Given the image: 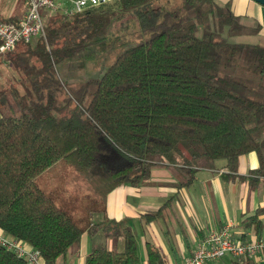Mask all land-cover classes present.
I'll return each instance as SVG.
<instances>
[{
	"label": "trees",
	"instance_id": "16d2710c",
	"mask_svg": "<svg viewBox=\"0 0 264 264\" xmlns=\"http://www.w3.org/2000/svg\"><path fill=\"white\" fill-rule=\"evenodd\" d=\"M244 19L217 0H115L47 15L45 36L0 60L15 74L0 82V230L57 264L103 229L125 249L93 242L86 264H138L129 226L93 223L112 190L171 165L189 185L196 169L224 158L237 171L250 152L259 158L250 173L264 178V42L246 39L261 29ZM62 159L84 184L70 195L50 184ZM261 212L247 221L258 234ZM148 256L163 264L150 247ZM0 264L28 262L0 245Z\"/></svg>",
	"mask_w": 264,
	"mask_h": 264
},
{
	"label": "crops",
	"instance_id": "0c3cea01",
	"mask_svg": "<svg viewBox=\"0 0 264 264\" xmlns=\"http://www.w3.org/2000/svg\"><path fill=\"white\" fill-rule=\"evenodd\" d=\"M217 1L230 3L233 11L244 17L247 24L260 27L257 35L246 39L264 42V5L254 0ZM15 8L14 3L6 15L22 17L25 3ZM20 48L21 43L15 50ZM0 56V60L5 59V55ZM3 68L15 76L9 62L1 61L0 82L10 77ZM258 165L256 152L242 156L237 171L229 170L226 160L224 163L216 161L215 167L196 169L195 178L189 185L183 184L186 173L175 166L155 168L146 183L120 185L112 190L107 195L106 212H97L92 218L93 223L114 219L129 226L137 241L138 264H150L149 247L163 259V264H182L211 230L226 226L234 240H254L264 236V178L250 173ZM259 209L262 210L260 234L247 222ZM99 230L93 236L84 233L78 248L70 250L57 264H86L93 242H104L111 250L125 249L123 236H106V240L96 242L94 236ZM231 258L234 257L226 255L208 264H226ZM253 260L256 264H264V255Z\"/></svg>",
	"mask_w": 264,
	"mask_h": 264
},
{
	"label": "built area",
	"instance_id": "2783aa9c",
	"mask_svg": "<svg viewBox=\"0 0 264 264\" xmlns=\"http://www.w3.org/2000/svg\"><path fill=\"white\" fill-rule=\"evenodd\" d=\"M26 11L19 23L0 20V55L14 51L22 42L31 43L45 36L47 15L63 13L75 14L87 9L103 6L115 0H22ZM0 245L13 251L18 257L27 260L28 264H46L41 252L29 247L23 241L7 236L0 230ZM226 255L242 259H257L264 255V236L254 240H234L228 226L211 230L197 246L193 255L182 264H208Z\"/></svg>",
	"mask_w": 264,
	"mask_h": 264
},
{
	"label": "rangeland",
	"instance_id": "374dc122",
	"mask_svg": "<svg viewBox=\"0 0 264 264\" xmlns=\"http://www.w3.org/2000/svg\"><path fill=\"white\" fill-rule=\"evenodd\" d=\"M22 2H23L22 0H0V14H1V16L2 17H8L6 15V13L9 12L10 9L14 7V3H15V7H16L15 9H17L22 4ZM5 69L6 68H3V72L11 77V75H12L11 71L9 72V70H5ZM217 161H218V163H224L225 159L220 158ZM52 172H53L54 178L56 175L58 177L55 180L50 181V184L53 185L52 187H55V186L62 187L64 189H66L68 195L72 194L71 189H75L77 184H80V186L82 185L84 187V184L81 182L80 179H71L70 180L71 173H74V172L76 173V171L74 170V166L72 164H70L69 162H67L65 159L60 160L56 164V166H54V168H52ZM62 184H63V186H62ZM82 193H84L83 190L80 192V194H82ZM79 199H81V198L79 197ZM81 207L82 206L80 205V208ZM94 237H95L96 242L102 241L104 239L106 240V235H105V232L103 229L99 230V232ZM74 248L75 247L73 246L71 250H74ZM60 259H62V258H60Z\"/></svg>",
	"mask_w": 264,
	"mask_h": 264
},
{
	"label": "water",
	"instance_id": "95a60500",
	"mask_svg": "<svg viewBox=\"0 0 264 264\" xmlns=\"http://www.w3.org/2000/svg\"><path fill=\"white\" fill-rule=\"evenodd\" d=\"M254 1H256V2H258L260 4H262V5H264V0H254Z\"/></svg>",
	"mask_w": 264,
	"mask_h": 264
}]
</instances>
